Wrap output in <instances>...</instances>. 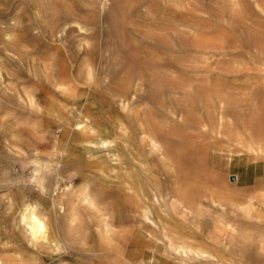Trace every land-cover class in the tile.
<instances>
[{"label":"bare ground","instance_id":"6f19581e","mask_svg":"<svg viewBox=\"0 0 264 264\" xmlns=\"http://www.w3.org/2000/svg\"><path fill=\"white\" fill-rule=\"evenodd\" d=\"M100 1L104 8L109 0ZM217 1L221 21L245 26L264 56V0L252 8L245 0ZM39 2L58 14L56 4ZM60 6L59 24L81 27L77 7ZM193 18L175 28L152 19L136 36L118 31L117 48L104 47L96 58L91 45L80 44L61 64L44 60L47 84L31 87L24 99L43 117V129L59 133L44 135L45 149L34 150L15 226L0 232V264H46L72 241L85 246L92 236L109 264H264V184L230 182L233 162L264 159V105L256 103L247 122L228 113V96L215 80L212 25ZM171 31L189 39L184 60ZM255 63L264 73V62ZM179 91L183 103L170 104L167 96ZM215 93L224 97L221 106ZM27 188L37 195L28 198ZM80 205L96 220L86 222Z\"/></svg>","mask_w":264,"mask_h":264},{"label":"rangeland","instance_id":"374dc122","mask_svg":"<svg viewBox=\"0 0 264 264\" xmlns=\"http://www.w3.org/2000/svg\"><path fill=\"white\" fill-rule=\"evenodd\" d=\"M39 1L0 0V77H2L0 78V232L4 227L10 229L15 226L17 209L25 199L22 195L24 194L22 187L27 184L24 180L32 171L34 150L45 149L42 144V140L46 138L44 135L51 138L59 133L56 126L48 128L47 131L43 129V117L31 111V107L24 99L27 91L31 89L37 91L38 87L41 88L47 84V74L43 68L45 59L55 60L61 64L63 60H66L65 53H73L80 44L89 45V47L91 45L90 48L95 53V55L92 53L93 57L96 58L100 50L104 52L106 49L105 52H107L109 48L110 50L117 48L115 37L119 33L139 35V31L144 30V26L152 19L153 23L167 24L168 27L171 25V28H175L179 20L202 16L205 23L212 25V35L219 47L214 55L215 80L220 84L217 86L220 93L228 96L226 104L228 113L239 123L247 122L250 121L254 105L256 103L260 107L264 105V73L255 63L256 59L264 62L263 54L256 48L259 46V39L241 23H238L234 29L223 23L221 21L224 16L221 10L222 5L217 0H179L181 4L183 3L179 9L173 5L174 0H109L104 8L100 0H41L56 4L58 14L54 15L46 11ZM70 2L72 3L69 5ZM245 2L252 8L254 0H245ZM60 3L68 5L72 10H74L73 6L77 7L74 11L79 14L77 21L81 27L72 20L73 23L70 22L65 26L62 23V25L59 24L61 15L64 14L60 9ZM37 4H41L40 7ZM16 19L22 23L20 28L13 25ZM81 20L84 24L80 22ZM227 20L230 21V15H227ZM116 24L117 27H114ZM171 32L174 34L177 46L175 54L184 60L190 56L187 45L189 39L177 31ZM7 34L18 43L13 39L10 40ZM167 97L170 104L179 106L183 103L185 96L179 91ZM98 98L100 96L95 95V100L100 103ZM222 98L224 97L215 93L217 106L223 104ZM13 132L20 135L19 140L16 134H12ZM249 160L257 162H249L244 156L238 163L239 167L244 168L242 173H246L241 176V183H231V185L252 186V184L264 182V162H262L264 159L249 158ZM238 170V167H234L232 172H238ZM19 179H22V183ZM67 182L76 184L78 180L71 178ZM64 184L65 182L61 181V185L65 186ZM254 188H261V186ZM26 192L25 195L28 198H34L37 195L29 188ZM56 192L60 191H54L53 194ZM79 211L86 222L91 223L96 220L97 213L85 208L84 205H80ZM225 236V229L218 231L215 234V242L218 244ZM83 246L80 242L72 241L68 248L54 254L46 264H109L100 256L102 253L95 236H92L88 244Z\"/></svg>","mask_w":264,"mask_h":264},{"label":"crops","instance_id":"0c3cea01","mask_svg":"<svg viewBox=\"0 0 264 264\" xmlns=\"http://www.w3.org/2000/svg\"><path fill=\"white\" fill-rule=\"evenodd\" d=\"M247 161H249V162H257V161H250L249 159H247ZM239 161H235V162H233L232 163V167H231V172H230V182L232 183V184H239V183H241L240 181H241V176H244L245 175V173H242L243 171H244V168L242 167H239V163H238ZM258 162H261V161H258ZM262 162H264V161H262ZM234 167H238L239 168V170H238V172H232L233 171V168ZM243 170V171H242ZM232 176H234L235 177V179H232ZM260 184H264V182H262V183H259V185ZM249 185H251V184H249ZM253 185V184H252ZM258 185V184H257Z\"/></svg>","mask_w":264,"mask_h":264},{"label":"water","instance_id":"95a60500","mask_svg":"<svg viewBox=\"0 0 264 264\" xmlns=\"http://www.w3.org/2000/svg\"><path fill=\"white\" fill-rule=\"evenodd\" d=\"M232 179H235V177H234V176H232Z\"/></svg>","mask_w":264,"mask_h":264}]
</instances>
